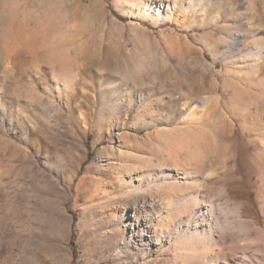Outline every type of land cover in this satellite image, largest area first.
<instances>
[{"label":"rangeland","instance_id":"1","mask_svg":"<svg viewBox=\"0 0 264 264\" xmlns=\"http://www.w3.org/2000/svg\"><path fill=\"white\" fill-rule=\"evenodd\" d=\"M263 234L264 0H0V264H251Z\"/></svg>","mask_w":264,"mask_h":264},{"label":"bare ground","instance_id":"2","mask_svg":"<svg viewBox=\"0 0 264 264\" xmlns=\"http://www.w3.org/2000/svg\"><path fill=\"white\" fill-rule=\"evenodd\" d=\"M159 188H160V184L158 183V182H156V186H155V189L156 190H159ZM212 207H210L209 209H211ZM220 208V207H219ZM240 209V208H239ZM215 210V209H214ZM237 211V210H236ZM241 211V210H240ZM241 213V212H240ZM163 227V226H162ZM218 227H219V225H218ZM166 230V229H165ZM222 231V230H221ZM166 233H171V231H170V229H167L166 230ZM196 234H197V236H198V242H200L201 243V245H199L198 247H199V249H197L196 250V252H197V255L199 256V262H203V258H205V248H204V245H202V242H203V240H202V236H201V233L199 232V231H197L196 232ZM187 237H188V235H187V231H183V233H179V234H177L176 236H175V240L176 241H179V240H184L185 241V243L186 244H188V242H187ZM263 237H264V234H263ZM196 239V240H197ZM209 239H210V241L211 242H213L212 240L213 239H215L214 238V232H213V230H212V232H210V234H209ZM208 239V240H209ZM263 244V248H264V243H262ZM186 246V245H185ZM190 247H194V246H190ZM195 251V250H194ZM253 256H255V255H249V257H250V259H252V263L251 264H264V255L261 257V258H258L257 259V261H255L256 259L253 257ZM191 258V257H190ZM189 258V259H190ZM255 259V260H254ZM233 260V259H232ZM259 260V261H258ZM190 262L191 263H193V264H199V262L197 263V262H195V261H193L192 260V258L190 259ZM227 264H232V262L229 260L228 262H227ZM236 264H239V263H236Z\"/></svg>","mask_w":264,"mask_h":264}]
</instances>
